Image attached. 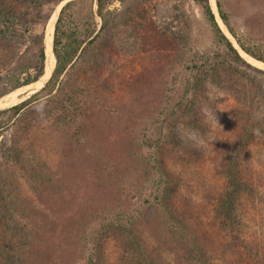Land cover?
<instances>
[{"label": "rangeland", "instance_id": "1", "mask_svg": "<svg viewBox=\"0 0 264 264\" xmlns=\"http://www.w3.org/2000/svg\"><path fill=\"white\" fill-rule=\"evenodd\" d=\"M59 1L43 2L37 14L0 0L20 28L0 38V102L15 96L0 106V264H145L128 255L136 239L141 252H153L152 264H197L193 240L209 264H264L253 235L264 227V94L256 93H264V64L237 44L239 57L228 51L192 0H114L102 18L93 6L98 38L52 78L56 59L49 68L46 61L54 33L49 38L47 30L63 5L77 0ZM217 1L235 36L264 53V0H211L219 21ZM71 28L62 27V56L78 37ZM41 43L44 73L23 86L36 75ZM192 57L201 58L194 70L186 67ZM178 96L174 117L163 122L159 159L168 208L132 228L124 219L112 222L109 207L129 208L138 200L135 187L144 185L139 178L128 185L113 142L138 140L144 120L150 124L170 98L168 112ZM27 100L11 117L8 110ZM112 123L120 124L118 135L107 134ZM229 198L239 205L234 225L244 242L233 250L223 223ZM98 247L100 259L90 263L84 251Z\"/></svg>", "mask_w": 264, "mask_h": 264}, {"label": "trees", "instance_id": "2", "mask_svg": "<svg viewBox=\"0 0 264 264\" xmlns=\"http://www.w3.org/2000/svg\"><path fill=\"white\" fill-rule=\"evenodd\" d=\"M48 1V0H17V2L21 4H26L27 7H31L37 14L42 11V3ZM66 1V0H60ZM114 0H89L87 3L86 0H77V1H68L66 2L63 7L60 9L57 21L54 25V37H53V54L56 59V66L53 71L52 78H55L57 76H61V74L66 70V68L72 63L75 56L77 55L78 51L80 50V47L88 40L89 44L95 41V39L98 38V36L95 34V26H94V12H93V6L96 5V14L100 18L103 17V12L107 8L108 5H110ZM194 4L199 8L200 13L202 17L204 18L206 24L214 34V37L217 38L222 44H224L228 51L235 54L237 57L238 51L235 49L231 41L227 38V36L223 33L221 28L218 26L215 14L213 13L214 8L212 6L211 0H192ZM87 4H86V3ZM217 9H218V16L221 20V22L224 24L226 29L228 30L229 34L232 36V38L235 40L236 44L239 46L240 50L243 51L246 55L249 57L260 61L264 63V53L260 52L256 49L250 48V46H245L234 34V32L229 28L228 24V18L227 15L222 10L219 2L217 1ZM74 7H77L80 11L82 8H87V12L85 14H81L78 12ZM215 12V11H214ZM11 15V14H10ZM9 14H5L3 12V9L0 10V38H6L14 36L19 32V22L14 24V19ZM82 18V19H79ZM79 21V22H78ZM82 21V22H80ZM67 26L68 28L74 29V31L71 33V35L78 36L74 37L73 41L75 43V46L71 49L70 52L66 53V56H62V53L59 50L60 46V37L63 34L62 27ZM85 30L84 32H77L78 30ZM81 33V34H79ZM81 36V38H79ZM42 38V43L44 44ZM41 43V46L39 47V54H38V63L35 66L36 69V75L32 80H29L28 82L24 83L23 86L29 85L31 83H35L38 81V79L43 75L44 73V64H45V53L43 49V44ZM184 57V56H183ZM182 57V58H183ZM188 56L186 55L184 58L186 59ZM201 58H195L192 57V59H188V67L187 69L194 70L197 66L198 60ZM190 61L192 64L189 63ZM244 60V59H243ZM247 62V61H246ZM250 65V64H249ZM236 80V79H235ZM172 86H176V82L172 80ZM230 81H233L230 79ZM242 84L240 81L237 85ZM225 85V84H224ZM230 85V84H229ZM19 86H16L18 88ZM236 89V88H233ZM174 91V89H171ZM235 91V90H234ZM260 93L261 95L264 94L262 92H256ZM15 96L10 97L7 99L4 103L8 102L11 98ZM177 102L174 103L170 110L167 112V106L170 98L165 99V104L162 108V110H159L157 117H155L153 120H151L150 124H148V120H144V124L141 125L139 130V135L141 134V137L138 138V140H135L134 137H126L125 140L128 142H125L124 144L122 142L117 143L116 140L112 144V149L114 150L113 155H117L114 157L113 160H117L116 166L120 168V170H124V174L128 175L125 176V178L128 180V185L133 186L131 184H134L136 182V179H140L143 181L144 185H140V188H136L135 195L138 196V200L130 205L128 208L127 205L125 207L118 209L119 203H117L115 206H110L109 212H107L110 215L112 222H120L122 219L123 225L130 226L131 228L134 227L136 224L139 223H146L147 221H150V219L157 215V210H165L168 208L170 202H169V194H166V190H170V188L165 189L166 187V179L167 175L165 174L162 164L159 159H161V152L160 148L162 145V126L163 122L166 121L168 118H173L176 112V108L179 106L182 99L178 96L176 98ZM3 103V104H4ZM30 103V100L24 101L20 104H17L10 108L8 112L11 113L12 116H16L24 107H26ZM161 113L164 117H161ZM1 114V112H0ZM120 124L118 123H112L107 128V134L109 135H118ZM123 126V130L125 132H129L131 130V126L127 124H121ZM134 130L137 131L136 128ZM127 134V133H126ZM139 161V166L137 169V173L134 171L135 167L137 165V162ZM143 167V169H142ZM143 171V172H142ZM131 183V184H130ZM227 197H231L230 195H226ZM230 199V198H229ZM235 199H237L235 197ZM237 201V200H236ZM233 199H230L229 202L225 203L226 207V213L224 216V225L225 227L229 228L232 231L231 239L228 241L226 249L227 250H233L235 249L237 242H242L240 239L241 234L238 233L235 229L234 221L235 218H239L238 213V203ZM242 208V207H240ZM37 222H39L36 219ZM233 222V224H232ZM45 227V226H43ZM259 227V226H258ZM97 238L95 239V242L101 243V240L103 236L105 235V226L103 224L97 226ZM35 232V229H30L29 233ZM189 233V232H188ZM94 235V234H93ZM253 235L256 237V253L259 255L264 254V227L260 226L259 231H254ZM196 235L192 234L191 238L194 239ZM244 243V242H242ZM136 249H133L132 251H128L129 257L131 259L135 258L134 262L141 261L145 264H152L153 260V252L150 251L146 252L143 250L141 252L140 248L143 247L140 242L136 239ZM246 245V244H244ZM259 245H263V247H258ZM100 247V246H99ZM92 249L89 248L84 251V255L89 256V262L91 263L92 256L97 257L100 259L101 251L100 248ZM191 254L194 257V261L197 264H209V258L206 256V254L203 252V246L195 244L194 240L192 242V245L190 246ZM255 253V256H258ZM18 261L19 259L16 258ZM154 261V260H153ZM2 264H5V260L1 258Z\"/></svg>", "mask_w": 264, "mask_h": 264}, {"label": "bare ground", "instance_id": "3", "mask_svg": "<svg viewBox=\"0 0 264 264\" xmlns=\"http://www.w3.org/2000/svg\"><path fill=\"white\" fill-rule=\"evenodd\" d=\"M59 10V9H58ZM214 11H215V9H214ZM213 11V12H214ZM58 12V11H57ZM55 18V21H52L51 23H50V26L48 27V30H47V35H48V37L50 38V36L52 35V32L54 33V25H55V22H56V19H57V17H54ZM218 24L220 25V27H221V29H222V31H223V33L227 36V38L231 41V43L235 46V47H237V45H236V43H234V41H233V38L232 37H230L231 35L223 28V26H222V22H221V20H220V18H218ZM48 53L49 54H47V61H46V64H47V68H49V65H50V62H51V59H52V61H55V58H54V54H53V48H52V46L50 45V43H48ZM238 48V47H237ZM47 51V50H46ZM252 60H254L253 58H251ZM258 62V61H257ZM263 64V63H262ZM46 68V69H47ZM10 98V97H9ZM8 98V99H9ZM7 100V99H6ZM6 100H4V101H1L0 102V106H8L11 102H7V104L5 103V104H3ZM13 103V102H12ZM11 103V104H12Z\"/></svg>", "mask_w": 264, "mask_h": 264}, {"label": "water", "instance_id": "4", "mask_svg": "<svg viewBox=\"0 0 264 264\" xmlns=\"http://www.w3.org/2000/svg\"><path fill=\"white\" fill-rule=\"evenodd\" d=\"M67 1V0H66ZM214 13V12H213ZM215 14V13H214ZM216 17V16H215ZM51 18V17H50ZM50 18L48 19V22H47V25H48V23H49V21H50ZM216 21H217V18H216ZM217 24H218V21H217ZM46 25V26H47ZM218 26L220 27V25L218 24ZM43 42H44V46H45V37H44V39H43ZM52 48H53V42H52ZM248 56V55H247ZM55 58V57H54ZM255 60V59H254ZM257 61V60H256ZM258 62H260V61H258ZM262 63V62H261ZM264 64V63H263Z\"/></svg>", "mask_w": 264, "mask_h": 264}]
</instances>
